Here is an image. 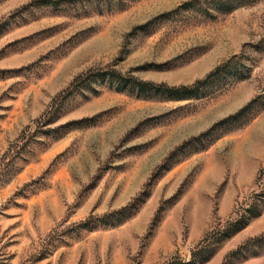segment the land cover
Segmentation results:
<instances>
[{
	"label": "rangeland",
	"instance_id": "obj_1",
	"mask_svg": "<svg viewBox=\"0 0 264 264\" xmlns=\"http://www.w3.org/2000/svg\"><path fill=\"white\" fill-rule=\"evenodd\" d=\"M195 255L264 264V0H0V264Z\"/></svg>",
	"mask_w": 264,
	"mask_h": 264
},
{
	"label": "trees",
	"instance_id": "obj_2",
	"mask_svg": "<svg viewBox=\"0 0 264 264\" xmlns=\"http://www.w3.org/2000/svg\"><path fill=\"white\" fill-rule=\"evenodd\" d=\"M234 56L236 57L237 55L235 54ZM234 56L229 58L228 60H226L222 64H219L218 66H216L215 69L213 71H211L205 78L198 79L193 84H182L179 86L178 85L177 86H171V87H167V89H169L172 93L171 95L175 96V97H183L185 95L191 94L192 92H195V91L197 92L203 86H205L207 84L206 82H209L211 77H213L217 73H220L222 70L226 69L227 66L230 64V62H232V59L234 58ZM108 74H110V73H108ZM117 76H118V79H122V76L120 77V74ZM134 83H136L138 88L140 90H143V91L147 90V91H153L154 92V91H163L164 90L163 88H161L162 85L152 83L149 81H145V80H138V79L134 78L133 84ZM248 106H250V104L243 107L236 114H234V116H237V115L241 114L242 112H244ZM56 117L57 116L55 115V116L49 118V121L54 120ZM242 218H243V216H241L240 219H237L236 224H238V226H236V228H234V230H232V232L243 227L247 223V221L251 218V215L247 216L246 220L243 221L242 223H240L242 221ZM230 233L231 232H228V234H230ZM207 258H208L207 256H196L195 255L189 260L181 261L180 264H202L205 260H207Z\"/></svg>",
	"mask_w": 264,
	"mask_h": 264
}]
</instances>
